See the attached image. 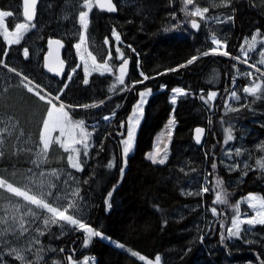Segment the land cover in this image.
I'll return each instance as SVG.
<instances>
[{"label": "trees", "instance_id": "16d2710c", "mask_svg": "<svg viewBox=\"0 0 264 264\" xmlns=\"http://www.w3.org/2000/svg\"><path fill=\"white\" fill-rule=\"evenodd\" d=\"M59 1L53 0V7L45 6L43 0L40 1L35 19L27 21L36 27L28 30L19 43L8 45L0 27V70L12 78L0 93V98L7 106L19 109L25 106L22 117H19L20 122L29 131L28 121H36L32 130L37 136L49 105L19 87V77L8 70L11 67L35 80L54 96L67 83L60 100L76 106L67 107L70 115L86 124L97 121L89 158L83 163L82 171L78 172L82 192L90 195L92 203L87 224L150 259L160 255L163 264H222L229 258L238 260L239 264L251 261L260 264L264 260V245L230 244L226 240L222 242L220 234L230 224L234 206L241 197L248 193H259L264 198V168L257 164L262 153L258 147L261 146L264 152V76L259 99L251 96L247 102L238 105V111L227 112L225 103L235 79L236 69L233 65L236 64L229 57L208 55L199 57L193 64L178 71H166L186 64L192 56L212 46L199 33L195 36L162 33L168 16L178 8L179 0H136L135 4L130 5L116 2V14L95 8L89 15V27L96 35L108 37L113 27L125 43L122 46L131 58L125 85L118 83L117 76L93 73L88 77L89 85L85 86V74L82 67L77 66L74 39L65 35L70 27L69 20L62 22L58 14ZM194 1L211 11L218 7L221 9L223 4V0ZM230 1L233 3L235 23L223 26L220 38L228 42L227 50L235 56L239 53L234 45L251 29L264 33V4L257 5L254 0ZM0 9L13 13L6 18L9 29L17 21L25 20L22 0H0ZM51 37L61 38L66 43L62 54L67 66L60 78L48 74L43 67V55L47 50V40ZM35 41L41 46L38 53L32 49ZM24 48L29 50L27 59L23 56ZM215 68L220 75L217 85L208 78ZM74 69L72 79L68 80ZM141 71L154 78L127 90L134 81L143 79ZM235 80L237 82L239 79ZM162 84L167 85V90H160ZM175 87L184 88L189 95L178 96L177 103L173 105L170 92ZM140 88H151L152 94L144 105L133 151L127 157L121 176V141L125 138L127 119L138 100ZM209 90H217L218 95L211 103H205L200 95L207 99ZM84 104L98 106L87 109L79 107ZM113 112L115 116L111 120L102 119L104 114ZM171 115L175 124L167 161L163 165L154 164L145 157V153L152 146L155 132ZM225 120L238 123L235 129L237 142L245 154L251 156L248 167L242 172L231 171L223 158ZM197 126L207 129L203 146H197L193 141V130ZM113 159L115 166L108 168ZM213 162L217 165L215 169L211 166ZM202 167L209 172L210 180L204 202L206 206H215L219 213L212 226V237H206L207 243H215L213 247L208 245L209 254L199 241L197 225L202 197L188 195L181 188L185 173L191 168ZM217 181L221 183L218 185ZM113 188L111 208L107 209L105 199ZM217 194L224 197L227 204L215 202ZM257 228L264 234V226L258 225ZM83 239L82 232H72L58 238L56 252L46 264H68V256L80 258L84 255H93L95 264H147L99 237H92L89 245L83 248Z\"/></svg>", "mask_w": 264, "mask_h": 264}, {"label": "rangeland", "instance_id": "374dc122", "mask_svg": "<svg viewBox=\"0 0 264 264\" xmlns=\"http://www.w3.org/2000/svg\"><path fill=\"white\" fill-rule=\"evenodd\" d=\"M257 5L264 4V0H254ZM120 5H130L135 4L132 3L131 0H116ZM223 4L220 7L221 9L216 8L214 11L209 10L208 13L205 14V18L201 20L199 17H192L190 15L191 11L195 10V7L202 8L195 1L193 5H185L184 0H179L178 8L172 10L170 15L167 18L166 23L162 28V33L165 35H181V36H195V34L199 33L205 41L210 44L212 47H216L211 43V39L213 35L216 38L221 39L222 35L221 29L223 26L229 25L232 26L235 23V20L229 21L227 23H218L215 21L216 17H219L221 20L228 16L234 17V11L232 10L233 3L229 0L222 1ZM45 6L53 7V0H43ZM58 14L61 18L62 22L69 20L70 27L67 28L68 33L65 34L68 37H73V46L74 51L77 58V66L82 67L84 72L85 64H87L90 68L92 66V57L96 58L97 64H103L105 62L108 63L109 67L112 68L111 72H106L104 74H110L113 76H118V66L121 60L117 59V53L115 51L116 42L114 37L112 36L113 27H111L110 35L107 37L109 44L106 45L104 43L105 37L96 35L90 27L87 30L83 29L82 25L79 24V11H88V8L84 7V0H60L58 3ZM223 7V8H222ZM97 8L95 4V0H92L90 13ZM187 9V11H185ZM0 11H6L0 9ZM173 16L175 18H173ZM2 18V17H0ZM6 18H2V22H0V27L3 28L4 37L8 45L14 43L17 39V29L16 24L24 23L27 25L26 29H21L19 31V40L20 38L30 29L35 28L34 24H28L27 20L17 21L12 29L7 27ZM235 18V17H234ZM192 19H196L200 23L199 31H194L191 28L190 21ZM90 20V19H89ZM167 29V31H165ZM116 30V29H115ZM117 31V30H116ZM70 32V33H69ZM118 32V31H117ZM119 33V32H118ZM81 36L84 37L83 41H81ZM256 36V40L253 41L252 37ZM122 40V39H121ZM222 40V39H221ZM224 41V40H222ZM77 43H81L80 49H77L75 45ZM228 44V42H227ZM111 45V47L109 46ZM122 45L125 43L122 41L121 50L124 53V56H130V54L125 53ZM241 46L243 49L248 51V59L247 63H242L236 60L230 59L236 64L235 69L236 72L234 74L235 79H239L237 82L235 80V89L233 88V83L231 85V89L228 92V96L226 99V103L231 108H237L240 103L247 102L251 95L243 93L242 89L244 86H253L255 83H259L262 85V74H264V64H260L259 61L264 59L259 55L261 50H264V33L260 31L257 32L256 29H251L246 35L242 37L240 42L234 45V48L237 49L238 55L244 59V53L241 50ZM39 42H34L32 45V49L35 53H38L40 50ZM133 48L131 47V50ZM250 49V50H249ZM111 52V58H109L108 53ZM89 53L91 55H89ZM201 57V53L196 55ZM249 64H255L256 67L260 68L261 72L256 73L254 68H249ZM2 65V64H1ZM5 66V65H2ZM11 68V67H8ZM7 68V69H8ZM9 70V69H8ZM17 71V70H16ZM103 70L100 71H92L93 73L101 74ZM251 71L253 73L252 77H248L246 75H242ZM20 72V71H17ZM16 74V72H14ZM21 73V72H20ZM90 74V75H91ZM25 75L21 73L17 84L19 87L24 88L21 85V78ZM89 75V76H90ZM208 78L211 80V83L218 84L220 81L219 71L215 68V71L208 75ZM29 79L34 84H39L35 80L29 77ZM242 79V80H240ZM12 81V78L0 70V93L4 90L7 85ZM26 83V81H25ZM40 85V84H39ZM137 85V84H136ZM135 85V86H136ZM44 88L42 85H40ZM132 84L130 85V87ZM129 87V88H130ZM25 89V88H24ZM45 89V88H44ZM148 88H140L138 91V100H139V92L146 91ZM232 90H236L237 94L240 96L239 101H235L230 98V93ZM46 92H48L45 89ZM216 91L217 90H209ZM49 93V92H48ZM218 93V92H217ZM258 95V94H257ZM54 95H52L53 97ZM172 93L170 92V99ZM178 98V96H177ZM137 100V101H138ZM136 103L133 105V109L128 116L127 119V130L131 126L130 117H133V110L135 108ZM213 101V100H212ZM212 101H208L211 103ZM54 103L59 107L60 103L65 105V111L68 113V119L65 122V131L62 135L59 128L56 131L51 133V143L46 152L43 150V143L40 139L41 132L43 131V122L47 119V111L46 110L44 117L42 119L41 126L39 128L38 135L36 136L33 132V128L36 126V121L29 120L30 130H26L23 124L20 122V116L24 113V107L22 106L17 108L16 106H7L5 102H2L0 98V180L5 181L3 187H0V237H3L4 240H0V248H3V264H46L48 259H51L52 256L56 252L58 238H62L63 236L72 233V232H82L84 235L83 241L87 238V233H85L82 229H80L76 225H71L66 221H59L56 224H51L46 226L44 224V220L48 218H53V214L48 213L47 210L39 208L35 205H31L30 202L26 201L23 197L17 196L15 193L8 191L7 184H12L13 187L20 188L21 191H25L28 195H35L37 199H43L44 202L52 204L53 207L57 206V202L54 201L53 197L42 196L41 193H46L51 189V191L55 194V196L60 197L59 204L62 207L59 208L60 211H65L66 215H73V218H79L77 214L79 209L85 208L86 211L83 213L86 216L85 220L82 222L87 223V218L89 215V210L92 206L90 195L82 192L80 187V180L78 177L77 169L71 167V163L74 161H69V156L74 158L77 157V153L72 149H79V161L81 163V167H83V163L89 158V151L92 147L93 135L95 133V128L91 127L92 125H97L91 123H84V131L90 133L88 137V156H84L83 145L82 144H73V140L81 139V128L77 126V121H81L73 118L66 106V104L62 101H56L54 99ZM28 103V102H27ZM92 105V104H89ZM23 108V110H22ZM227 112H231L226 110ZM104 117V116H103ZM102 117V118H103ZM113 116L110 117V120ZM24 119V118H23ZM134 119V117H133ZM142 117H140V120ZM173 119L171 117L163 124L161 128H159L153 137V143L151 148L145 153V157L147 158L149 154H153L157 156V159L162 158L165 152L170 146V141L168 139V131L169 129H173L174 124H170V121ZM109 121V120H108ZM238 123L231 120H225L223 122L224 128V148H223V158L225 160L226 165L229 167L232 166L231 171H239L242 172L245 169V165H249V159L251 156L245 154V151L241 149L240 145L237 142V133L235 132L236 126ZM138 128V127H137ZM136 128V131H137ZM228 129L231 130V134L234 139L225 144L226 137L228 135ZM135 131V134H136ZM59 138V139H57ZM64 145H68V150H65ZM167 146V148H166ZM121 147L123 145L121 143ZM121 148V149H122ZM240 148L242 153L240 156L235 155V149ZM157 149H160L159 154L157 155ZM228 149H231V158L227 155ZM258 149H261V155L259 156V160H264V152L262 151V147L259 146ZM148 159V158H147ZM123 160V157H122ZM149 160V159H148ZM151 161V160H149ZM152 162V161H151ZM111 163L115 166L116 162L113 159ZM158 164V163H157ZM239 164V167H235V165ZM113 166V167H114ZM125 169V167H124ZM31 170V171H30ZM43 172L44 176H40L39 174ZM35 173V175H33ZM67 182V183H65ZM209 172L205 167L202 168H191L189 171L185 173L181 180V188L183 192L192 191L200 192L201 200V214L198 217V227H199V241L202 246L207 250L208 254L210 253V248L208 245L215 246L214 242H206V237H212V226L215 222V219L218 218L219 213L217 211L216 215H213L211 209L215 206L209 205L206 206L204 195L209 191ZM55 185V187H51ZM207 187L208 191L204 192L203 188ZM79 188V193L77 196L73 197L70 193L72 190ZM195 195V194H194ZM250 195L256 196L258 198H262L259 193H248L241 197L236 205H239V216L240 219H246L255 214V210L249 206L247 197ZM197 196V195H195ZM259 205V201H254ZM73 204V207H68L69 204ZM236 205L234 206L232 219L237 215ZM32 209L35 213V216L25 215V211L27 209ZM247 214V215H246ZM24 221V227L27 229L23 235L15 236L13 235V228L9 225L14 222L15 231L19 232L20 230V221ZM34 220V223L32 222ZM232 221V220H231ZM231 226L230 224L225 228L224 234L227 236V228ZM258 225L255 228L251 229L250 232L242 233V239H225L230 244H234L237 242H242L244 244H250L247 241H251V243H255L258 246L264 245V234H262L258 228ZM242 229H248L249 226L246 224L241 225ZM43 232V235L40 233ZM107 239H104L116 247L126 251L131 254L133 252L137 253L135 257L139 258L141 255L140 252L136 251L132 247L123 244L119 241H116L106 235ZM203 237L201 241L200 237ZM38 238L39 243H35L34 240ZM92 239V238H91ZM4 241H7L5 243ZM91 241V240H90ZM89 241V243H90ZM85 245L82 242V247H87L89 245ZM123 245V247H120ZM10 246V247H9ZM10 248H22V249H30L28 251L22 252L21 255L25 256L24 261H20L15 258L14 255H9ZM157 256V255H156ZM155 256V257H156ZM39 257V259H37ZM144 262L152 261V264H155V257L150 259L146 256ZM68 264H95V257L93 255H84L80 258H73L72 256H68ZM161 264L162 261H161ZM222 264H239L238 260H232L229 258ZM247 264H255L253 261Z\"/></svg>", "mask_w": 264, "mask_h": 264}, {"label": "snow or ice", "instance_id": "6c2138e0", "mask_svg": "<svg viewBox=\"0 0 264 264\" xmlns=\"http://www.w3.org/2000/svg\"><path fill=\"white\" fill-rule=\"evenodd\" d=\"M132 3H135V0H131ZM230 2V0H229ZM24 3V16L27 18L28 21H31L34 17V12H35V7L37 4V0H23ZM97 3L99 4L101 9L106 10L109 13L112 12H116L117 11V7L116 5L113 3V0H97ZM185 5H193L194 0H184ZM29 5L31 7H29ZM91 5H92V0H84V7L88 8V11H79V24L82 25L83 29L87 30L89 27V15H90V10H91ZM185 11H187V9H185ZM209 12V8L208 7H204V8H200V7H195L194 11L190 12V15L192 17H199L201 20H203L205 18V14ZM13 13L11 11H0V17L4 18V17H10L12 16ZM2 18H0V22H2ZM173 18H175L173 16ZM234 17L233 16H228L226 18H224L223 20H221L219 17L215 18V21L218 23H227L229 21H233ZM191 24V28L194 30L199 31L200 29V23L196 20V19H192L190 21ZM16 35H17V39L14 41V43H19V31L21 29H26L27 25L24 23H19L16 24ZM165 31H167V29H165ZM257 32H259V30H257ZM112 36L114 37V40L116 42V46H115V51L117 53V59L121 60L122 63L119 65V75L116 77V80L118 81V83L120 85H125V76L127 75V71H128V66H129V58H125L123 51L121 50V44H122V40H121V36L120 34L115 30V28H113L112 31ZM84 37L81 36V41H83ZM252 40L255 41L256 40V36L252 37ZM49 45L52 44H56L58 46L61 45V41L60 40H49L48 41ZM104 43L106 45L109 44L108 38L105 37L104 39ZM211 43L213 45H215L216 47H212L207 51H204L201 53V55L203 56H208V55H219V56H223V57H230L233 60L242 62V63H247V59H248V51L243 49V46H241V50L244 53V59L241 58L240 55H235L233 56L232 53L230 51H228V44L226 41H222L221 39H218L215 37V35H213L212 39H211ZM111 47V45H109ZM75 47L77 49H80L81 47V43H77L75 45ZM129 48H131V45H128ZM250 50V49H249ZM132 51L134 52L135 49H132ZM5 56H7V53H4ZM89 55H91L89 53ZM109 58H111V52L108 53ZM259 55L261 57H264V50H261ZM23 56L25 59H27L29 57V50L28 48H24L23 49ZM199 57L194 55L192 56L190 59L187 60L186 64H182L179 65L177 68H171V69H167L166 71H178L179 68L181 67H186L188 65L193 64ZM260 64H264V59H261L259 61ZM6 66V65H5ZM45 67L48 68L49 72H53L56 71L55 69H53L52 67H50L48 64H45ZM233 67H235V65H233ZM249 68H254L256 73H260L261 70L260 68L256 67L255 64H249ZM103 70L101 72V75H103L106 72H111L112 68L109 67L108 63L105 62L103 64H97L96 63V58L93 56L92 57V66L91 68L85 64L84 67V79H83V84L85 86L89 85V75L91 74L92 71H100ZM10 72H16L17 76H21L20 72H17L15 68H9ZM75 71V69L73 70ZM57 74H59L57 72ZM163 74V73H160ZM140 75L143 77L142 80H137L134 81L132 83L131 88L127 89V90H132V88L135 87L136 84H142L145 81H147L150 78H154V77H150L148 75H145L143 71L140 72ZM242 75H246L248 77H252L253 73L251 71H248L246 73H243ZM264 75V74H262ZM69 80L72 79L71 75L68 77ZM26 81V83H25ZM21 85L27 90L28 93H32L34 96H36L40 101H44L45 103H47L50 107L47 111V119L44 120L43 122V131L41 132L40 135V139L43 143V150L46 152V150L49 148L50 143H51V133L56 131L57 128H59L61 134H64L65 131V122L68 119V113L64 110L65 109V105L63 103H60L59 107H57V104L54 103V99L56 101L60 100L61 94H63L64 89L67 88V83H65L63 85L62 88L58 89L57 92L58 94L55 95L54 97H52V95L48 92L45 91L44 88H42L39 84H34L27 75H23L21 78ZM115 87V85L113 86ZM233 88L235 89V79H233ZM160 90L164 91L167 90V85H160ZM243 93L251 95V96H255L257 99L260 98V96H258L257 94L261 91V85L259 83H255L253 86H244L242 89ZM201 92H203V90H201ZM171 99L170 102L171 104L175 105L177 103V96H185V95H189L188 92L185 91L184 88L182 87H175L171 89ZM152 94V89L148 88L146 91H140L139 92V100L137 101V104L135 105V108L133 110V117H130L129 119L131 120V126L128 128L127 130V135L126 138L122 139L121 143L123 145L122 148V167L120 169L121 171V176L123 175L124 172V167H126L127 164V157L129 156V154L133 151V147H134V140H135V131L136 128L139 126L141 120L140 117H142L144 115V105L147 103V98ZM218 93L216 91H210L207 94V99H205V96L203 94L200 95V99L204 100L205 103H208V101H212L217 97ZM230 98L234 99L235 101H239L240 100V96L237 94L236 90H232L230 93ZM101 103H103V101H101ZM90 106L95 107L98 105H89V104H84V105H80L79 107H83L85 109L89 108ZM246 106V105H245ZM225 109L228 111H238V108H231L227 103H225ZM112 116H115V112L112 113ZM104 121H108L110 120V116L105 115L102 118ZM175 120L174 118L170 121V124H174ZM209 123H211V121H209ZM77 126H79L81 128V139L80 140H73L72 143L73 144H82L83 145V151H84V156L87 157L88 156V148H89V144H88V137L90 136V133L84 131V121H77ZM91 127L96 128L98 127L97 125H92ZM121 127H123V123L121 124ZM228 135L226 137L225 140V144H227L229 141H232L234 139L233 135L231 134V130L228 129ZM204 133V129L203 128H197L196 129V143L200 144L201 143V135ZM121 136H123V133H120ZM172 136V130L169 129L168 131V139L170 140ZM59 139V138H57ZM103 145H101L102 147ZM65 150H68V145H64ZM167 148V146H166ZM73 151H75L77 153V157L74 158L72 156H69V161H74L71 163V167L74 169H77L78 171H82V167H81V163L78 159L79 157V149H72ZM160 149H157V155L159 154ZM231 149H228L227 151V155L229 156V158H231ZM242 153V150L240 148H236L235 149V155L236 156H240ZM149 160L152 161V163L154 164H160L163 165L166 163L167 158H168V153L167 150L165 149L164 155L162 158L157 159L156 155L153 154H149V156L147 157ZM257 164L259 165V167L264 168V160H260L257 161ZM114 165L112 163H109L107 165L108 168H112ZM212 168L215 169L217 167L216 163L213 162L212 163ZM235 167H239V164L235 165ZM245 167H248V165H245ZM229 169H232V166H229ZM31 171V170H30ZM181 171H183V169H181ZM247 173H245L246 175ZM33 175H35V173H33ZM40 176H44V173L41 172L39 174ZM67 183V182H65ZM221 182L217 181V184L219 185ZM5 184V181L0 180V187H3ZM51 187H55V185H52ZM7 189L8 191L15 193L17 196H21L23 197L26 201L30 202L31 205H35L39 208L45 209L47 210L48 213L53 214V218H48L44 220V224L46 226L51 225V224H56L59 221H66L68 223H70L71 225H76L78 226L80 229H82L85 233H87V238L83 241V243L85 245H87L89 243V241L91 240L92 237H99V238H104L107 239V237H105L103 235V233L99 230H94L91 226H89V224L82 222V220L86 219V216L83 214L86 209L85 208H81L78 211V215L79 218H73V215H66L65 211L67 209H65V211H60L59 208L62 207V205H60L59 199L60 197L55 196V194L51 191V189H49L48 192L46 193H41L42 196H49V197H53L54 201L57 202V206L53 207L52 204L50 203H46L44 202L43 199H37V196L35 195H28L27 192L25 191H21L20 188H16L13 187L12 184H7ZM115 189L113 188V190L109 191L107 193V198L105 199V204L107 209L111 208V203H110V198L113 195V191ZM204 192L208 191L207 187L203 188ZM79 193V188H76L75 190H72L70 193L71 196L75 197L77 196ZM188 195H200V192H195L193 193L192 191H189L187 193ZM249 206L255 210V214L252 215L249 218L246 219H240L239 216V205H236V211H237V215L235 216V218L232 219L231 221V226L227 228V236H225V234L223 232H221L220 234V238L221 241L223 242L225 239H231V238H236V239H242V233H247L250 232L251 229L255 228L256 225H261L264 226V198H258L256 196H252L250 195L249 197H247ZM259 201V205L257 203H255L254 201ZM215 202H218L220 204H227V200L222 197L221 195L217 194L216 196V200ZM73 204H69L68 207H73ZM211 212L213 215L217 214V209L215 207H213L211 209ZM25 215H31V216H35V213L33 212L32 209H27L25 211ZM247 215V214H246ZM58 218V220L56 219ZM34 223V220L32 221ZM246 224L249 226L248 229H242L241 225ZM10 227L13 228V235L15 236H19V235H23L25 232H27V229L24 227V221L21 220L20 221V230L19 232L15 231L14 228V222L12 224L9 225ZM221 227L223 228V225H221ZM40 235H43V232L40 233ZM201 241L203 240V237H200ZM0 240H4L3 237H0ZM5 243H7V241H4ZM35 243H39V239L36 238L34 240ZM248 243H251V241H247ZM10 247V246H9ZM120 247H123V245H120ZM30 249H22V248H10V252L9 255H14L16 259L20 260V261H24L26 258L25 256L21 255L22 252L28 251ZM3 248H0V264H3ZM133 256L137 255V253L133 252L132 253ZM37 259H39V257H37ZM139 259L141 261L145 260L144 256H140ZM259 259V257H258ZM147 264H152V261H147ZM155 264H161V256L157 255L155 257ZM260 264H264V260L260 261Z\"/></svg>", "mask_w": 264, "mask_h": 264}, {"label": "water", "instance_id": "95a60500", "mask_svg": "<svg viewBox=\"0 0 264 264\" xmlns=\"http://www.w3.org/2000/svg\"><path fill=\"white\" fill-rule=\"evenodd\" d=\"M40 1L41 0H37V4H36V7H35V12H34V17H33V19L31 20V21H33L34 19H35V17H36V8H37V6H38V4L40 3ZM113 3L116 5V7H117V11L116 12H112L111 14H116L117 12H118V5H117V3H116V1L115 0H113ZM95 4H96V6H97V8L98 9H100L101 11H103V12H107L106 10H104V9H101L100 8V6H99V4L97 3V0H95ZM22 5H23V10H22V12H23V17H24V19L25 20H27V18L24 16V3H23V0H22ZM29 7H31L30 5H29ZM107 13H109V12H107ZM28 21V20H27ZM194 31H197V30H194ZM60 40L61 41V45L60 46H58V45H56V44H52V45H49V43H48V41L49 40ZM65 46H66V43H65V41L63 40V39H61V38H58V37H51V38H49L48 40H47V50H46V52L44 53V55H43V67H44V69H45V71L48 73V74H50V75H52V76H54V77H58V78H60V77H62L64 74H65V71H66V61L64 60V58H63V50H64V48H65ZM125 58H129V66H128V71H127V74L129 73V71H130V65H131V58L129 57V56H127V57H125ZM122 63V61L120 62V64ZM45 64H48L50 67H52L53 69H55L56 71H53V72H49L48 71V68L47 67H45ZM119 64V65H120ZM118 69H119V66H118ZM57 72L59 73V74H57ZM119 72V71H118ZM74 73V71L71 73V75ZM69 80V79H68ZM67 107H70V108H74V107H72V106H70V105H66ZM203 128L204 129V133L201 135V143L200 144H197L196 143V140H195V137H196V129L197 128ZM206 135H207V129H206V127L205 126H197V127H195L194 128V130H193V135H192V137H193V141L195 142V144L197 145V146H203L204 145V142H205V139H206Z\"/></svg>", "mask_w": 264, "mask_h": 264}, {"label": "bare ground", "instance_id": "6f19581e", "mask_svg": "<svg viewBox=\"0 0 264 264\" xmlns=\"http://www.w3.org/2000/svg\"><path fill=\"white\" fill-rule=\"evenodd\" d=\"M105 115H108V116L111 117V116H112V113H106ZM105 115H104V116H105ZM95 123H96V122H95Z\"/></svg>", "mask_w": 264, "mask_h": 264}, {"label": "built area", "instance_id": "2783aa9c", "mask_svg": "<svg viewBox=\"0 0 264 264\" xmlns=\"http://www.w3.org/2000/svg\"><path fill=\"white\" fill-rule=\"evenodd\" d=\"M255 168V167H254Z\"/></svg>", "mask_w": 264, "mask_h": 264}]
</instances>
